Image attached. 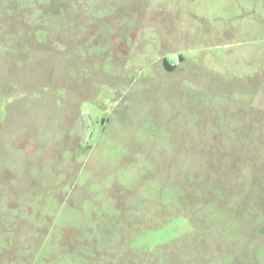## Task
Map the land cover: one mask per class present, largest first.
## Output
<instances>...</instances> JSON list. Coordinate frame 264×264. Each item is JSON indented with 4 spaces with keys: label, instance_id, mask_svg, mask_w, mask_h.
Returning a JSON list of instances; mask_svg holds the SVG:
<instances>
[{
    "label": "rangeland",
    "instance_id": "rangeland-1",
    "mask_svg": "<svg viewBox=\"0 0 264 264\" xmlns=\"http://www.w3.org/2000/svg\"><path fill=\"white\" fill-rule=\"evenodd\" d=\"M0 264H264V0H0Z\"/></svg>",
    "mask_w": 264,
    "mask_h": 264
}]
</instances>
